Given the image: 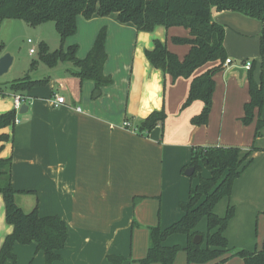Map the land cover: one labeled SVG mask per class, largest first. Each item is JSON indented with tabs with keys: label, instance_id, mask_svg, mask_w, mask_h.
<instances>
[{
	"label": "crops",
	"instance_id": "1",
	"mask_svg": "<svg viewBox=\"0 0 264 264\" xmlns=\"http://www.w3.org/2000/svg\"><path fill=\"white\" fill-rule=\"evenodd\" d=\"M213 19L225 29L223 45L232 65L214 76L206 125L191 123L201 112L202 102L194 101L184 109L182 105L192 78L216 63L197 69L190 79L172 80L145 57L154 41H160L182 60L189 46L175 45L172 38H188L189 31L158 26L151 32H139L133 24H122L116 14H110L89 20L77 17L76 34L66 39L64 50L76 45V58L83 60L98 32L105 29L103 74L112 83L98 91L93 82L72 76L70 64L60 63L50 68L61 70L48 74V84L26 93L28 108L25 114H17L18 123L0 130V135L9 138L0 142V158L12 160L11 185L17 192V206L25 213L37 207L40 217L57 216L66 224L67 240L58 252L62 260L53 264H111L109 256H121V264H138L135 261L146 255L147 228L177 222L183 215L179 205L187 201L190 187L198 183L199 176H209L203 168L196 178L184 175L195 147H237L243 154L254 148L248 156L251 163L214 213L221 217L228 206L234 210L224 232L230 250L232 230L243 241L257 235L256 224L264 232V127L254 138L257 114L251 124L241 122L243 106L249 101L246 73L240 79L230 73L231 68L254 61V78L261 77L264 93L261 24L237 13L215 14ZM96 91L98 96H94ZM2 95L8 98L0 97V114L14 110L16 95ZM56 96L65 103L55 107ZM162 109L166 114L162 130L156 127L147 136L136 134V125ZM260 118L264 121V108ZM124 122L131 128H125ZM199 224L196 231L206 233ZM11 232L0 196V248ZM177 235L182 234L169 236L164 245L184 248L186 236ZM263 240L264 233L246 251L260 249ZM12 253L16 264H44V255L36 252L34 243L15 244ZM174 264H187L185 252L177 253ZM224 264L243 262L230 258Z\"/></svg>",
	"mask_w": 264,
	"mask_h": 264
},
{
	"label": "trees",
	"instance_id": "2",
	"mask_svg": "<svg viewBox=\"0 0 264 264\" xmlns=\"http://www.w3.org/2000/svg\"><path fill=\"white\" fill-rule=\"evenodd\" d=\"M237 13L261 24L260 54L264 43V0H0V27L3 21H23L31 27L47 22L54 24L59 38V48L49 52L45 43L38 44L40 61L48 68L60 63L70 64V74L83 81L94 83L96 90L109 86L110 77L103 74L106 61L105 39L106 30L101 29L87 56L80 60L76 58V45L64 50L67 38L76 34V18L85 20L94 15L106 17L116 14L122 23H131L139 32H151L160 26L165 29L179 27L189 31L188 38H172L175 45H187L189 51L180 60L168 51L166 45L154 41L153 49L145 51V57L150 65L169 75L172 80L190 79L194 72L208 63L216 65L205 73L193 77L188 95L182 108L188 107L194 101L203 104L201 112L191 119L195 126L208 123L212 108L214 93V76L224 70L227 59L224 49L225 29L213 19L215 14ZM3 45L0 43V52ZM245 65V63H243ZM255 62H250V68L245 71L248 84L249 101L244 104V115L241 122L251 124L257 119L254 128V138L260 136L264 121L260 116L264 108V93L261 77L254 78ZM49 78L32 80L29 76L13 81L9 89L13 95L24 99L27 92L36 87L48 84ZM17 118L15 110L0 114V130L13 127ZM166 119L165 111H155L143 119L136 127V134L147 136L153 129L162 130ZM6 135H0V142H7ZM237 147H195L189 164L184 167L194 168L191 178H196L202 168L209 172L208 177H198V183L190 187L188 199L179 205L183 215L175 223L162 228L159 224L148 227L147 250L143 259L135 261L138 264H174L178 252L186 254L187 264H224L230 258H240L243 264H264V240L261 248L253 251L230 250L224 237L228 222L234 215L232 207L228 206L224 217L214 213L215 206L232 192L234 181L251 163L249 154ZM11 158H0V196L5 209V222L12 227L0 248V264L11 261L16 264L12 253L15 244L27 246L35 244L36 252L44 255V264L61 261L58 254L67 240L66 224L57 216L40 217L37 207L31 212H23L15 202L17 192L11 185ZM29 194L31 192H23ZM206 223V233H199L196 227L201 221ZM174 234L186 236V246L168 247L165 240ZM195 235H201L202 241L195 245L192 240ZM204 245V247H203ZM111 264H121V256H109ZM133 262V261H132Z\"/></svg>",
	"mask_w": 264,
	"mask_h": 264
},
{
	"label": "rangeland",
	"instance_id": "3",
	"mask_svg": "<svg viewBox=\"0 0 264 264\" xmlns=\"http://www.w3.org/2000/svg\"><path fill=\"white\" fill-rule=\"evenodd\" d=\"M6 21H3L0 27V43H2L3 50L6 52L4 54H9L12 57V64L8 71L0 76L1 98H8V96L2 94L11 93L9 85L13 81L24 78L25 76H29L32 80H40L46 78L48 74H54L61 70H50V68L44 65L39 58L38 44L40 41L46 44L49 52H53L59 48V38L52 22L44 23L41 26L31 27L23 21ZM8 22L11 24L9 25ZM28 40H31L33 44H28ZM30 48H33L35 51L33 55H29ZM240 65H242V63H240ZM220 205H223V208H225L226 202H222ZM24 208L26 209V207ZM219 209H221V207ZM225 212L224 209L220 216L224 217ZM256 228L257 232L259 231L257 235L253 233L250 236L251 239L249 238L245 241L238 237H234L235 232L232 230L231 235L233 236L230 235V242L233 247L231 250H247L245 248L248 245L254 248L255 244L259 243L260 236L264 233L261 224L260 226L256 224ZM199 229L205 231V223H200ZM174 237L183 238L182 235Z\"/></svg>",
	"mask_w": 264,
	"mask_h": 264
},
{
	"label": "water",
	"instance_id": "4",
	"mask_svg": "<svg viewBox=\"0 0 264 264\" xmlns=\"http://www.w3.org/2000/svg\"><path fill=\"white\" fill-rule=\"evenodd\" d=\"M11 64H12V57L9 54H3L0 57V76L8 71V69H9ZM244 72H245L244 69L243 68H239V67H233L230 70V73L237 74L239 79L242 78ZM98 95H99V92L96 91L94 93V96H98ZM27 108L28 107H27V105L25 103L21 104L17 114L18 115L25 114L26 111H27ZM193 172H194V168L190 167V168L185 170L184 175L187 176V177H190V176H192ZM201 241H202V236L201 235H195L193 237V240H192V242L195 245L200 244Z\"/></svg>",
	"mask_w": 264,
	"mask_h": 264
},
{
	"label": "built area",
	"instance_id": "5",
	"mask_svg": "<svg viewBox=\"0 0 264 264\" xmlns=\"http://www.w3.org/2000/svg\"><path fill=\"white\" fill-rule=\"evenodd\" d=\"M27 43L28 44H33L31 40H28ZM34 53H35L34 49L30 48L29 49V55H33ZM231 65H232V61L229 60V59H226L225 62H224V67L225 68H230ZM240 68H243L246 71V70H248L250 68V63L247 62V63H245V65H243ZM13 100H14V110L17 113L19 108H20V105L24 103V99L21 96L16 95V96H14ZM64 103H65V100H64L63 97L56 96L54 98L53 104H54L55 107L63 105ZM77 111L79 112L80 109H77ZM16 123H18L17 119H15V121H14V124H16ZM123 126L125 128H131V126H130V124L128 122H124ZM132 130L134 131V129H132Z\"/></svg>",
	"mask_w": 264,
	"mask_h": 264
}]
</instances>
